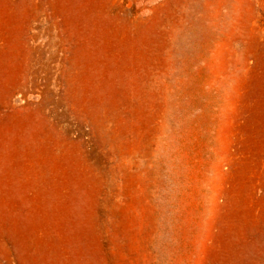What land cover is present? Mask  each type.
<instances>
[{
	"label": "rangeland",
	"instance_id": "1",
	"mask_svg": "<svg viewBox=\"0 0 264 264\" xmlns=\"http://www.w3.org/2000/svg\"><path fill=\"white\" fill-rule=\"evenodd\" d=\"M0 264H264V0H0Z\"/></svg>",
	"mask_w": 264,
	"mask_h": 264
}]
</instances>
